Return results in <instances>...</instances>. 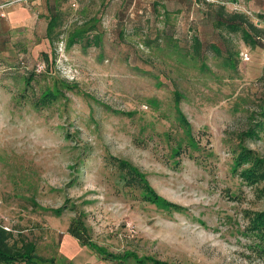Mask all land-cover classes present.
<instances>
[{"label":"rangeland","instance_id":"obj_1","mask_svg":"<svg viewBox=\"0 0 264 264\" xmlns=\"http://www.w3.org/2000/svg\"><path fill=\"white\" fill-rule=\"evenodd\" d=\"M209 2L217 0H0V37L10 33L14 45L0 54V223L11 242L37 243L35 261L11 264H142L135 254L264 264V230L251 223L264 209V180L233 169L241 144L264 158V43L221 33ZM55 6L65 32L52 45L46 25ZM227 8L264 26L263 7ZM95 16L101 44L69 45L68 33ZM192 32L205 49L229 42L235 65L212 49L192 55ZM53 86L58 97L37 105ZM256 121L263 127L250 137ZM115 157L135 164L163 198L145 199L139 184H126ZM66 200L78 211L60 214ZM77 212L105 252L128 258L74 242L68 256L63 243Z\"/></svg>","mask_w":264,"mask_h":264},{"label":"trees","instance_id":"obj_2","mask_svg":"<svg viewBox=\"0 0 264 264\" xmlns=\"http://www.w3.org/2000/svg\"><path fill=\"white\" fill-rule=\"evenodd\" d=\"M19 1L25 2L26 0ZM237 1L238 0H217V2H209L212 5H216V10L214 9L216 15L213 22L215 28L221 31V33H223V29L227 30L228 32L239 33L245 43L251 46L263 45L264 26L254 21L245 11L229 10L227 8L228 2L237 3ZM259 16L263 17L264 13H259ZM63 18L64 17L57 6L50 9V14L48 16L46 25V38L52 45L56 42V40H60L62 33L65 32V30H63ZM98 21L99 17L95 16L92 20H87L84 25H78L73 28L68 33L67 43L69 45L79 43L85 47L101 44L103 32L98 26ZM11 45L14 46L10 33L2 34L0 37V54L6 49H10ZM204 47V42L199 34L192 32L190 44V53L192 55L204 56L205 52H209V50L212 49L211 51L214 54L222 55L226 62H228L230 65H235L236 61L234 59H236L235 54H238V50L235 49L229 42L227 47L224 49L215 42H211L208 49H205ZM204 49L206 50L205 52ZM42 56L48 62L50 58L49 52L43 51ZM1 60L2 58L0 61ZM25 77L27 83H31L32 79L35 77V72L30 70ZM60 92L61 89L57 86L47 87L43 90L41 95L38 96V98L35 100V103L42 106L58 97ZM176 100L178 103H180L181 94L179 91H176ZM178 111L180 117L186 124L185 127L187 133L192 138L191 122L185 116L184 112L181 110V107H178ZM261 123V121H256L254 124H252L245 131L247 135L250 137L259 136V129L263 127L261 126ZM192 139H194V137ZM114 159V161L122 170V174H124L123 178L125 179L126 184H139L140 187L145 191V199L158 201L160 198H163L150 184L145 173L142 172L135 164L126 158L115 157ZM233 169L248 182L254 183L264 180V158L256 154L252 148L242 144L239 148H237ZM56 209L59 213L63 212L65 209L78 211V205L76 203L70 204L66 200L62 206L56 207ZM251 223L254 229L264 230V209L259 210L254 214L251 219ZM67 230L70 234L78 238L82 244L89 246L95 251H100L101 253L104 252L105 257L118 259L119 261H124V259L128 258L126 253L118 254L113 252H105V250H103L101 246H99L92 238L88 224L81 212H77V214L73 216ZM12 236V231L0 223V262L11 264L21 259L35 261V257L37 256L36 241L32 239H24L21 244H18V242L15 240L11 242ZM135 258L139 263L142 264L147 262L153 264H177L154 256L142 257L135 254Z\"/></svg>","mask_w":264,"mask_h":264},{"label":"crops","instance_id":"obj_3","mask_svg":"<svg viewBox=\"0 0 264 264\" xmlns=\"http://www.w3.org/2000/svg\"><path fill=\"white\" fill-rule=\"evenodd\" d=\"M261 2L263 3V4H261ZM237 3L241 6V5H247V6H257V7H263L264 8V0H238L237 1ZM261 10V12H263L264 13V9H260ZM80 240L78 239V238H76L75 236H73L72 234H70V233H66V235H65V239H64V243H63V245H64V247H65V250H64V252H66V254L68 255V256H70V252L72 251V249H69V246H70V243H73L74 242V244H76V243H79V245L80 244H82L81 242H79ZM83 245H85V244H83ZM87 246V245H86ZM67 247V248H66ZM81 247H82V245H81ZM89 247V246H88ZM90 248V247H89ZM108 258V257H107ZM110 259H112V258H110ZM112 260H114V259H112Z\"/></svg>","mask_w":264,"mask_h":264},{"label":"built area","instance_id":"obj_4","mask_svg":"<svg viewBox=\"0 0 264 264\" xmlns=\"http://www.w3.org/2000/svg\"><path fill=\"white\" fill-rule=\"evenodd\" d=\"M242 56L244 59L249 60L251 58V55L248 51H243Z\"/></svg>","mask_w":264,"mask_h":264}]
</instances>
